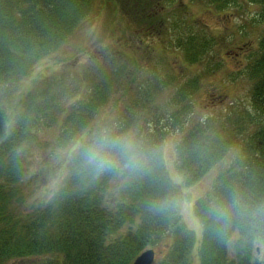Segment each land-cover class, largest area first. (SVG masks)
Returning <instances> with one entry per match:
<instances>
[{
	"label": "trees",
	"instance_id": "16d2710c",
	"mask_svg": "<svg viewBox=\"0 0 264 264\" xmlns=\"http://www.w3.org/2000/svg\"><path fill=\"white\" fill-rule=\"evenodd\" d=\"M249 1L260 6L264 24V0ZM95 2L0 0V264H132L160 243L166 250L155 264H191L196 255L199 264H264V29L245 68L253 80L249 109L238 124L207 117L181 134L174 146L178 183L168 173L164 144L171 130L184 125L180 104L190 82L156 104L162 86L177 81L172 69L162 76L134 66L143 73L134 96L101 119L114 90L131 82L132 58L99 61L92 77L82 80L86 89L72 84L75 92L81 88L75 96L82 95L64 110V95L74 93L60 79L18 90ZM200 31L176 41L189 62L203 60L215 44ZM62 111L53 147L65 150L86 137L51 197L27 209L29 156ZM213 169L210 188L193 202L202 230L196 241L181 218V185L191 187Z\"/></svg>",
	"mask_w": 264,
	"mask_h": 264
},
{
	"label": "rangeland",
	"instance_id": "374dc122",
	"mask_svg": "<svg viewBox=\"0 0 264 264\" xmlns=\"http://www.w3.org/2000/svg\"><path fill=\"white\" fill-rule=\"evenodd\" d=\"M132 1L156 0H96L94 10L88 13L80 27L58 51L44 57L32 67L18 90H34L45 85L48 80L52 81L53 77L60 79L74 93L71 95L67 92L64 95L61 107L64 110L81 97V93L76 96L75 93L83 87L86 89V83L82 80L92 77L91 73L96 71L99 61L115 58H125L128 61V58H132L135 62H129L130 70L139 66L146 73L151 70V75L157 72L159 75L168 72L169 75L172 67L179 75L177 81L166 87L162 86L156 104L163 100L170 101L177 85L190 82L187 89L189 92L179 103L186 113L184 126L179 130H171L164 144L168 173L174 181L180 183L175 167L174 146L182 132L207 117H219L225 121L230 118L232 125L238 124L243 119V111L249 109L253 80L246 75L245 68L252 61L251 56L257 50L259 38L263 35L264 24L258 18L260 6L249 0H236L235 3L219 5L220 7L211 0H161L163 13L160 14V21L164 25L162 28L147 30L140 29L143 25L140 16L131 13ZM202 26L203 35L211 41L213 38L215 44L203 60L189 62L182 49L177 47L176 39L185 33L199 32ZM159 40L161 42L157 43ZM153 42L155 46L146 50V46H152ZM88 67L91 69L85 73V68ZM141 75L143 73H138V70L131 71V82H122L114 90L99 115L100 119L119 111L124 101L134 96L136 81ZM159 79L166 81V77ZM193 83L195 88H192ZM72 84H79L81 88L75 92ZM63 114L62 111L52 126L41 131L40 143L29 156L23 183L28 194L25 203L27 209L51 197L65 175L66 162L86 137L83 134L73 140L69 148L56 150L53 143L61 129ZM215 173V169L211 170L191 187L181 185L184 192V199L179 206L181 218L186 227L193 231L196 241L201 238L202 230L193 213V202L210 188ZM154 249L161 255L166 246L160 243ZM8 264L18 262L11 261ZM191 264H199L197 255Z\"/></svg>",
	"mask_w": 264,
	"mask_h": 264
},
{
	"label": "flooded vegetation",
	"instance_id": "af4514ba",
	"mask_svg": "<svg viewBox=\"0 0 264 264\" xmlns=\"http://www.w3.org/2000/svg\"><path fill=\"white\" fill-rule=\"evenodd\" d=\"M218 1H221V0H218ZM226 1L228 2V4H230L229 3L230 0H222L221 2H226ZM161 2H162L161 0H156L154 2L143 1L141 3V7H139L136 3H131L130 11L131 13H137L140 16L143 22V25L146 29H152L155 27L162 28L164 24L162 21H160V14L163 13L162 11L163 5H161ZM139 10H141L142 13ZM160 42H161L160 40L157 41V43H160ZM153 46H155V42H153L152 46L147 45L145 49L147 50ZM212 99H215V98L212 97Z\"/></svg>",
	"mask_w": 264,
	"mask_h": 264
},
{
	"label": "water",
	"instance_id": "95a60500",
	"mask_svg": "<svg viewBox=\"0 0 264 264\" xmlns=\"http://www.w3.org/2000/svg\"><path fill=\"white\" fill-rule=\"evenodd\" d=\"M156 253L154 249H146L134 259L132 264H154Z\"/></svg>",
	"mask_w": 264,
	"mask_h": 264
}]
</instances>
